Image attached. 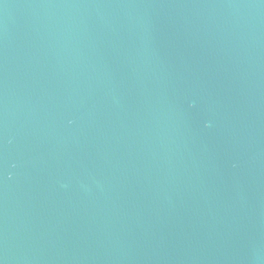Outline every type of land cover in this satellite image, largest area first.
Here are the masks:
<instances>
[{"label":"water","instance_id":"water-1","mask_svg":"<svg viewBox=\"0 0 264 264\" xmlns=\"http://www.w3.org/2000/svg\"><path fill=\"white\" fill-rule=\"evenodd\" d=\"M0 264H264V0H0Z\"/></svg>","mask_w":264,"mask_h":264}]
</instances>
